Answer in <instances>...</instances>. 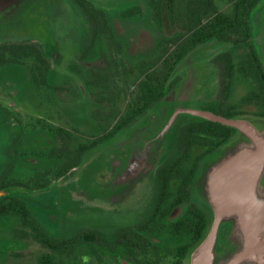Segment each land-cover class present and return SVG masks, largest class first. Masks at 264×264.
<instances>
[{"label":"flooded vegetation","instance_id":"1","mask_svg":"<svg viewBox=\"0 0 264 264\" xmlns=\"http://www.w3.org/2000/svg\"><path fill=\"white\" fill-rule=\"evenodd\" d=\"M103 1L0 0V85L22 69L32 104H0V140L10 136L0 142V228L21 245L2 264H183L206 223L192 196L198 166L237 133L200 113L264 119V14L254 15L262 0H142L117 16ZM64 14L87 26L66 63L61 43L75 26L61 24ZM60 69L71 77L49 83ZM201 83L215 92L194 93ZM136 146L141 158H127ZM138 170L149 196L102 225L53 233L36 212L60 221L47 193L65 189L81 208L97 200L113 216ZM136 210L139 218H121Z\"/></svg>","mask_w":264,"mask_h":264},{"label":"water","instance_id":"2","mask_svg":"<svg viewBox=\"0 0 264 264\" xmlns=\"http://www.w3.org/2000/svg\"><path fill=\"white\" fill-rule=\"evenodd\" d=\"M200 115L237 133L198 166L192 196L207 223L183 264H264V119Z\"/></svg>","mask_w":264,"mask_h":264},{"label":"rangeland","instance_id":"3","mask_svg":"<svg viewBox=\"0 0 264 264\" xmlns=\"http://www.w3.org/2000/svg\"><path fill=\"white\" fill-rule=\"evenodd\" d=\"M142 0H104L102 5H104L105 8L112 10V12H118L121 9H125L127 7L136 5ZM117 12L115 15L117 16ZM257 14H264V0H262L259 5L256 7L254 11V15L257 17ZM61 24L63 26H66L67 28L75 26L74 29H71V35L72 39L70 41L63 40L61 43V50L64 55L63 63H66L67 61H70L73 59L77 53L82 48V39L83 35H85V32L87 31V26L85 23H77L74 24V18L71 16H68L64 14L62 16V19L60 20ZM260 25V23H257V26ZM81 26V27H80ZM184 65H182L183 67ZM200 66V65H199ZM196 67V66H195ZM61 71V72H59ZM57 74L56 71H50L47 79L49 83L53 82H64L67 77H71L68 74L66 69H60ZM188 71V70H187ZM189 72V71H188ZM196 75L198 76V80L202 81L205 79V74L202 73L200 70H195ZM13 77H14V83L11 86H3L0 85L1 95L0 94V104L5 106V108H8L6 105L9 101H13L15 103V107L8 108L10 111H18L20 109H24L21 106L22 102H25L27 100V106L32 107L31 101L29 98L28 93L26 91L29 88V83L25 79V75L22 69H19L17 67H14L13 69ZM204 83L200 84V87L197 86L194 89V93H199L200 91L203 92V88L206 89H212L211 93L215 92V84L210 85L209 83H206V86H204ZM10 90H13L16 95H8V92ZM8 91V92H7ZM241 89L236 91V93H240ZM29 101V104H28ZM203 100H195L191 102V105L194 107H199L203 103ZM30 112H35L34 110H29ZM149 131V130H146ZM147 134V133H146ZM10 139V136L8 138H4L3 140H0V142H8ZM167 141V139H166ZM96 150V149H95ZM94 152H91L89 154H86L85 157H83V161L92 159ZM105 154L101 155L97 160H95L92 164V166L87 170V172L84 173V176H87L89 173L95 174L94 166L95 168L97 165L102 166V161ZM142 151H140L139 146L134 147L130 152L129 156L127 158L131 160H139L141 158ZM82 161V165L85 164ZM81 165V166H82ZM17 171L24 173L27 169L25 167L23 168H17ZM140 170V169H139ZM138 170V171H139ZM79 172V171H78ZM98 177V174H96ZM83 179V181H85ZM151 192L150 184H149V176L147 174H144L143 172H138L136 174L135 179L133 180V183L130 186V190L126 193L127 198L123 197L124 199L121 200V196H119V199L117 200V203H115V207L117 209V212L113 214H107L102 211H98L102 208V203L99 201H94L95 205L98 208H92V211H88L86 208H81L83 204L80 200H77L76 198L68 199L66 195L65 189H56L51 192L47 193V198L51 199V203L54 205L53 210V216L58 217L60 221H54L51 218L47 217L46 213L44 211H40L36 207V212L39 213V217L44 221L48 229L53 233H71L72 231L76 230L79 227H91V226H97L104 224L105 220L111 216L112 218L119 216L120 208L124 209H131L136 208L140 206L146 198L149 196V193ZM129 193V194H128ZM88 206V205H87ZM85 206V207H87ZM35 211V205L32 206ZM122 209L123 211L127 212L126 210ZM143 213V210H136L132 215H122L121 218H131V220L139 218L141 214ZM20 245V242L17 240V236H15L13 233L11 234L10 227H4L0 228V264H2L4 260V255L6 254V251L10 249L11 251H14L17 249ZM33 258L31 257L29 260H27L28 264L32 263ZM13 264V263H10ZM19 264V263H18Z\"/></svg>","mask_w":264,"mask_h":264},{"label":"trees","instance_id":"4","mask_svg":"<svg viewBox=\"0 0 264 264\" xmlns=\"http://www.w3.org/2000/svg\"><path fill=\"white\" fill-rule=\"evenodd\" d=\"M223 144H224V143H223ZM206 223H207V219H206ZM206 223H205V226H206ZM205 226H204V227H205ZM203 229H204V228H203ZM203 229H202V231H201V233H200L198 239L200 238V236H201V234H202V232H203ZM198 239H197V240H198ZM197 240H196V241H197ZM196 241H195V242H196ZM193 245H194V244H193Z\"/></svg>","mask_w":264,"mask_h":264}]
</instances>
